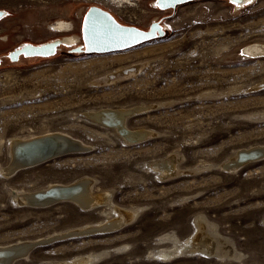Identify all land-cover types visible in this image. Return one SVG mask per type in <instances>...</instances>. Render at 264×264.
<instances>
[{"label": "rangeland", "instance_id": "obj_1", "mask_svg": "<svg viewBox=\"0 0 264 264\" xmlns=\"http://www.w3.org/2000/svg\"><path fill=\"white\" fill-rule=\"evenodd\" d=\"M118 1L0 0L7 12L0 57L24 42L80 36L92 4L124 24L146 29L162 17L165 27L163 37L120 51L71 53L75 44L62 45L48 58L0 65V245L112 222L114 204L135 216L120 228L38 246L13 264L71 263L83 255L90 256L86 264H264V157L222 166L244 148L264 146V56L243 50L264 41V0H197L173 10L157 9L155 0ZM58 21L71 30H54ZM143 104L125 123L146 132L138 142L84 116ZM46 131L81 146L14 168L10 141ZM164 161L177 169L171 176L161 175ZM79 179L113 203L28 206L15 199L16 191ZM201 219L211 227L210 241L229 242L234 255L183 250L165 261L154 254L196 240ZM166 234L172 237L160 239Z\"/></svg>", "mask_w": 264, "mask_h": 264}, {"label": "bare ground", "instance_id": "obj_2", "mask_svg": "<svg viewBox=\"0 0 264 264\" xmlns=\"http://www.w3.org/2000/svg\"><path fill=\"white\" fill-rule=\"evenodd\" d=\"M120 1H118V2H120ZM123 1H127V0H123ZM115 2H117V1H115ZM52 28L54 30H56V31H59V32H68V31L71 30L72 25L69 22L58 21V22H56L55 24L52 25ZM78 39H79V37L77 35H75V34H68L65 37L66 43H71V44L77 42ZM243 50H244V52L246 54H248L249 56H251L253 58L264 56V41L251 42L248 45H246ZM110 76H114V74L112 73ZM144 106L145 105L143 104V105L132 106V107L127 106V107H122V108L121 107H119V108L118 107L117 108L103 107V108H99V109H96V110L92 109L91 111H87L84 114V116L86 118L92 120V121L98 122V124L99 123L101 125L104 124V125H106L109 128L115 129L117 132H120L122 134V138L123 139H125L127 141H130V143H131V141H133V142L137 141L138 142L139 139H141V140L143 139V137L146 135V132L143 131V130H136V129L131 130V129L126 127L125 123H126V120H127L126 118L127 117L129 118L130 114H133L134 112L142 110V108H144ZM140 112H142V111H140ZM49 135H50V138L48 140L42 139L43 137H46V136H49ZM28 140H36V144L35 145H37V146L31 153L29 152L28 154H25V156L27 155L26 157H20L19 155H16V156L14 155V158L16 160H14L15 164H13V166L16 169H18V167L21 168V167H24V166L26 167V166L31 165V164L33 165L34 163H32V162H35V161L41 162V161H44V160H47V159H50V158L56 156V154H58V152L55 151L54 145H60V144H62L63 146L69 145L72 149H74L75 147L80 145V143L74 141L67 134L51 133L49 131H46L43 134H40L38 136H34V135L32 136L31 135V137H27V138L13 139L11 141L9 140L10 141V145L13 147V154H14L15 145H17L19 143L23 144V142H26ZM252 149L259 150V153H257V154L264 153V146L260 147V146H256L255 145V147L252 146V147H249V148H244V149L240 150L237 153V156L234 155V156H236L235 157L236 159H235L234 162L227 163V165H222V166L227 167V168H233V166L239 164L240 156L245 155L244 153H250V151ZM262 157H264V156H260L257 159H260ZM159 166L161 167V170H162V174H161L162 177H168V176L172 175L174 168H173L172 164H170L169 161H164V162L160 163ZM9 167H10V165H9ZM154 167H156V166H154ZM159 170H160V168H159ZM174 170H177V169H174ZM13 172L14 171L7 172L8 176H9V173H13ZM2 173L4 174V172H2ZM79 180L78 181H74V182L69 183V184H64V185H53V184H51L48 187H45L43 189H40V190L34 191V192H20V191H16V194H15L16 198L15 197L14 198L17 200L18 203H20V204H28V206H29V204H32V205H46L47 204L48 205L50 202L55 201V199L58 198L59 196H65V197L68 198L66 200L73 201L74 203H77L78 205L82 206L83 208H85V207H88V208L89 207H93L94 204H97V203L101 204L104 201L109 202L110 204L113 203V202H111V199L109 197L110 195L108 196L107 193H103V192L102 193L99 192L97 194H94L95 192L93 193L92 190L90 189V185L91 184L89 185L88 184L89 182L88 183L87 182L84 183L83 181H81V180L79 181ZM47 191L50 192V193H53V194L49 195V196L41 197V198L35 196L37 193H44V192H47ZM98 191H96V192H98ZM113 209L117 213V215L115 214L116 218H114V220L112 222H109V221H108V223L107 222L106 223L105 222H99L98 224H95V225H88V226H84L83 228L80 227V228H77V229H74V230H66V231H63V232H56V233H52L51 235H47V236H44V237H38V238H35V239H27V240H18V241L12 242V243L4 244V245L1 244L0 245V257H3L4 255H7L9 253L10 254H14V255H11L12 257L15 256L16 254H22V255L24 254L25 255L24 250H25L26 245L29 242L40 240V239H44V238H47V237H52V236H56V235H60V234L61 235H64V234L67 235V234H71V232L75 233L73 236H78V235H84V234H79V233H83V232H86V231H90V233H92L95 230H101L103 228H120V227H122L123 223H126L129 220H131L136 214V210H134V209L122 208V207H118L117 205H114V204H113ZM198 218L200 219L201 217H198ZM202 219L198 220V222L195 221V222H197V225H196L197 226L196 227L197 233H196L195 236L198 237V238H196V240H191L188 244H186L185 246L182 245V247H180V248L171 247L173 249H164V250H162V249L160 250L159 249V251L156 250L157 252L154 253V254L156 256H158L159 258L166 259L165 261L169 260V259H167L168 257H171V256H173L174 254H176L178 252H182L183 250L184 251L188 250L189 253H192V252H204V253H207V254L211 255L213 252H215V250L218 249V251L220 252L221 256L222 255L223 256L226 255V257H227V255L233 254L235 251L233 250L234 251L233 252L230 249V245L228 244L229 242L215 241V240H214V242L210 241L212 237L214 239V236H213L212 232L210 230H208V228H211V227L207 228L206 227L207 223H205L206 221L204 222ZM86 234H88V233H86ZM170 237H172V235L166 234V235H162L160 237V239H166V238H170ZM193 238H195V237H193ZM216 240H218V239H216ZM199 254H201V253H199ZM92 255H95V254H92ZM156 256H155V258H158ZM9 257L10 256H7V259ZM12 257L9 258V261L12 260ZM26 257H27V255H26ZM96 258L94 256V259H96ZM0 260L2 261V259H0ZM18 260H19V258H18ZM16 261H17V259H16ZM89 261H90V256L89 255H83V256H78V258L75 261H72V262L74 264H86ZM72 262L71 263H67V262L66 263H64V262L58 263V262H56L55 264H72ZM91 262H92V260H91Z\"/></svg>", "mask_w": 264, "mask_h": 264}, {"label": "water", "instance_id": "obj_3", "mask_svg": "<svg viewBox=\"0 0 264 264\" xmlns=\"http://www.w3.org/2000/svg\"><path fill=\"white\" fill-rule=\"evenodd\" d=\"M191 1L197 0H155V5L159 10H167L173 9L177 5L184 4ZM232 2L236 5H242L249 0H227ZM159 5V6H158ZM0 13H7L4 9H0ZM5 15H0V19ZM165 35V27L162 24V17L156 20H153L148 28H140L135 25H129L121 23L117 18L107 9L92 4L84 11L81 20L80 26V36L78 41L75 43H66L65 36L60 38H55L49 41L41 42V43H32V42H24L18 47L10 50L5 56L0 57V65L3 64H13L20 62L23 59H37V58H48L51 56L56 55L59 50L60 46L67 45L72 46L68 49V52L71 53H108L114 51H120L124 49H128L130 47L136 46L138 44L163 37ZM52 136V135H51ZM49 136L43 137L42 139L48 140ZM36 140H28L23 142V144H17L14 147V155H19L20 157H26L25 154L31 153L37 145ZM66 146V147H65ZM63 146L54 145L55 151L60 153V151L64 149H72L69 145ZM259 153V150L252 149L250 153H244L245 155L240 156L239 164L233 166L232 169L238 168L242 165V163L257 159L260 156H264V153ZM38 162V161H35ZM32 162V163H35ZM227 168V167H226ZM230 169V168H229ZM53 193L44 192V193H37L36 197H45L52 195ZM63 194V193H62ZM65 194V193H64ZM68 199L65 196H59L56 200ZM53 202V201H52ZM50 202V203H52ZM104 230V229H101ZM98 231V230H95ZM90 233V231H86L79 234H86ZM75 233L71 232V234L67 235H56L52 237H47L44 239L31 241L25 247V255L23 254H16L15 256H11L14 254H7L3 257H0V264H12L14 260L18 258H24L29 256L30 252L42 245H47L52 243L53 241L64 239L69 236H73ZM7 256L12 257V260L9 261ZM7 261V262H6Z\"/></svg>", "mask_w": 264, "mask_h": 264}, {"label": "snow or ice", "instance_id": "obj_4", "mask_svg": "<svg viewBox=\"0 0 264 264\" xmlns=\"http://www.w3.org/2000/svg\"><path fill=\"white\" fill-rule=\"evenodd\" d=\"M159 6V5H158ZM0 15H6V13H0Z\"/></svg>", "mask_w": 264, "mask_h": 264}, {"label": "flooded vegetation", "instance_id": "obj_5", "mask_svg": "<svg viewBox=\"0 0 264 264\" xmlns=\"http://www.w3.org/2000/svg\"><path fill=\"white\" fill-rule=\"evenodd\" d=\"M187 3H188V2H187ZM180 5H181V4H180ZM177 6H178V5H177ZM177 6H176V7H177ZM176 7H175V8H176ZM175 8H173V9H175ZM173 9H172V10H173Z\"/></svg>", "mask_w": 264, "mask_h": 264}, {"label": "trees", "instance_id": "obj_6", "mask_svg": "<svg viewBox=\"0 0 264 264\" xmlns=\"http://www.w3.org/2000/svg\"><path fill=\"white\" fill-rule=\"evenodd\" d=\"M85 53V52H84Z\"/></svg>", "mask_w": 264, "mask_h": 264}]
</instances>
